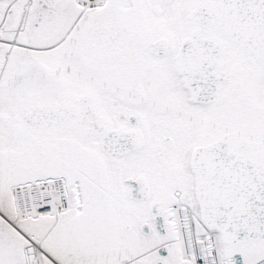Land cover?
Here are the masks:
<instances>
[{
	"label": "snow or ice",
	"instance_id": "6c2138e0",
	"mask_svg": "<svg viewBox=\"0 0 264 264\" xmlns=\"http://www.w3.org/2000/svg\"><path fill=\"white\" fill-rule=\"evenodd\" d=\"M0 264H264V0H0Z\"/></svg>",
	"mask_w": 264,
	"mask_h": 264
}]
</instances>
